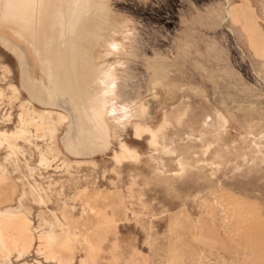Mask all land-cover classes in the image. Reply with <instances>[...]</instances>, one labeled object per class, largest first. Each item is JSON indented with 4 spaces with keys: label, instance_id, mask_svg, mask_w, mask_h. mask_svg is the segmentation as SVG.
I'll list each match as a JSON object with an SVG mask.
<instances>
[{
    "label": "rangeland",
    "instance_id": "1",
    "mask_svg": "<svg viewBox=\"0 0 264 264\" xmlns=\"http://www.w3.org/2000/svg\"><path fill=\"white\" fill-rule=\"evenodd\" d=\"M80 3L83 67L0 39V264H264V0Z\"/></svg>",
    "mask_w": 264,
    "mask_h": 264
},
{
    "label": "bare ground",
    "instance_id": "2",
    "mask_svg": "<svg viewBox=\"0 0 264 264\" xmlns=\"http://www.w3.org/2000/svg\"><path fill=\"white\" fill-rule=\"evenodd\" d=\"M73 2H74V0H0V7H1L0 8V25L8 28L11 31V35H10L11 37L4 36L3 34H0V39L6 41L7 43H9L14 48L20 49V45L18 44L19 42H25L30 47H32L33 55L35 56V59H37L36 61L39 64L40 68L42 69V71L45 75L46 74H53L56 77V74L58 73L57 67L60 65V63H62V67H63L65 60L67 62V65H70L73 67L76 66L77 69H78V67L81 66V63H79V62H81V60H82V67H83V64H84L83 52L84 51H82V50H85V46H83V48L80 46L81 45L80 39H81V41L83 39H85V35L82 33L85 32L84 29H86V28H84L83 30H82V27H77V29H73V24H74L73 20L78 19V21H82V20H84L85 14L83 13L82 3L77 4L78 5L77 12L75 13V18H74V16H73V6H74ZM94 21L96 22V25H100V23H98V17H97V19H94ZM3 30H5V29H3ZM114 30L117 31V29L115 27L109 28L106 30V34H110L111 33L110 31L113 32ZM86 31H87V29H86ZM107 31H109V33H107ZM81 34H82V36H81ZM85 34H87V33L85 32ZM102 35H103V33H101V36ZM74 36H75V38H74ZM103 37H101V38H103ZM107 37L108 36H106V38L105 37L104 38L107 39ZM104 38L102 41L105 40ZM99 41L101 42V40H99ZM104 42L107 43V41H104ZM11 43H13V44H11ZM112 43L114 45L116 44L115 42H112ZM70 44H71L70 48H72V46L74 45L73 51L75 53H73L70 57L68 55V60H67V57L64 58L63 52L68 51V47H69L68 45H70ZM107 44H110V43H107ZM113 44H111L110 46H114ZM113 51L111 52V55L116 53L118 50L115 48ZM22 58L25 59V62L27 61L26 55L22 56ZM25 62H23V63H25ZM54 63L57 64V66ZM82 67H81V70H82ZM71 70H73V69H71ZM55 80H56V78H55ZM23 81L27 82L26 80H24V78H23ZM72 81L73 80L71 79L70 84H69V87H71V89H72L71 98L67 96V99L65 98L66 100H65V102H63V105H65V109L67 106H71L72 108H76V114L79 118L78 121L82 122V120L85 121V119H86L85 118V109H84V106L81 107L80 104L77 102V99H78V101H80L79 99H80L81 91L79 93L77 92L76 94L73 92L74 87L72 85V83H73ZM38 83H39L38 85L41 89L47 90V86H48L47 85L48 84L47 79L44 80V79L40 78V79H38ZM52 92L56 93L54 91H52ZM34 97H36V96L34 95ZM57 97L60 98V95H58V93H57ZM62 98H64V96ZM75 105H77V106H75ZM10 108H11V106H10ZM64 113H67V112H64ZM94 115H95V117H97V119H98V116H100V114L98 112H94ZM60 117L63 120L66 119L64 115H62ZM31 120H34V118L31 117ZM41 121H43V120L41 119ZM24 122H28V120L22 121V123H24ZM43 122H41V123H43ZM106 122H107L106 124L104 122V125H106L105 130L106 131L111 130L109 123H108V120ZM94 130H96V128H94ZM134 130H136V133L139 136V138H141L142 133L145 132V129L141 128L138 125L135 126ZM48 131H51V130H48ZM21 133L23 135V134H25V131L22 130ZM18 134H20V133H18ZM51 135H54V134H51ZM96 135L101 137V138L105 137V136L95 134V133H92L91 135L89 134L86 137L95 138V137H97ZM18 136L22 137L21 134ZM112 142H113V137H112V133H111L109 135V145L110 146H112ZM93 146H96V144L94 143ZM121 148H122V151L124 153L129 150L124 144H122ZM90 151H92V150H90ZM47 239L49 242L53 241V237L51 235H49L47 237ZM0 249L3 251H8L7 243L5 242L4 236H0Z\"/></svg>",
    "mask_w": 264,
    "mask_h": 264
},
{
    "label": "crops",
    "instance_id": "3",
    "mask_svg": "<svg viewBox=\"0 0 264 264\" xmlns=\"http://www.w3.org/2000/svg\"><path fill=\"white\" fill-rule=\"evenodd\" d=\"M6 38V37H5ZM24 56V55H23ZM23 62H25V59L23 58Z\"/></svg>",
    "mask_w": 264,
    "mask_h": 264
}]
</instances>
